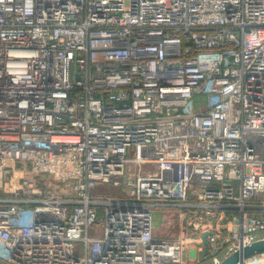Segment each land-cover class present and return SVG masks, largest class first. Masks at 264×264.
Returning <instances> with one entry per match:
<instances>
[{
    "label": "built area",
    "instance_id": "built-area-1",
    "mask_svg": "<svg viewBox=\"0 0 264 264\" xmlns=\"http://www.w3.org/2000/svg\"><path fill=\"white\" fill-rule=\"evenodd\" d=\"M186 233L189 264L264 239V0H0V264H184Z\"/></svg>",
    "mask_w": 264,
    "mask_h": 264
},
{
    "label": "rangeland",
    "instance_id": "rangeland-1",
    "mask_svg": "<svg viewBox=\"0 0 264 264\" xmlns=\"http://www.w3.org/2000/svg\"><path fill=\"white\" fill-rule=\"evenodd\" d=\"M110 191L116 192L118 190L116 188H112L109 190V192ZM180 218H181L180 212H172L169 210L157 209L156 212L153 214V227L155 230V236L163 237L167 239H172L180 236L181 235ZM193 237L194 236H191L187 233L184 234L182 241L186 242L185 249L187 250L188 253V259L184 264H189V260L193 256L189 249L190 245L196 243L195 240H189L190 238L193 239Z\"/></svg>",
    "mask_w": 264,
    "mask_h": 264
},
{
    "label": "water",
    "instance_id": "water-1",
    "mask_svg": "<svg viewBox=\"0 0 264 264\" xmlns=\"http://www.w3.org/2000/svg\"><path fill=\"white\" fill-rule=\"evenodd\" d=\"M205 234L203 235V241H205ZM264 250V239L253 242L250 245L245 246L242 251H236L228 257L224 258L220 264H238L243 257H247L255 252Z\"/></svg>",
    "mask_w": 264,
    "mask_h": 264
}]
</instances>
